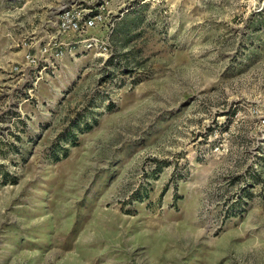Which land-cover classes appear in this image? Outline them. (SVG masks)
Wrapping results in <instances>:
<instances>
[{
	"label": "rangeland",
	"instance_id": "1",
	"mask_svg": "<svg viewBox=\"0 0 264 264\" xmlns=\"http://www.w3.org/2000/svg\"><path fill=\"white\" fill-rule=\"evenodd\" d=\"M0 264H264V0H0Z\"/></svg>",
	"mask_w": 264,
	"mask_h": 264
},
{
	"label": "built area",
	"instance_id": "2",
	"mask_svg": "<svg viewBox=\"0 0 264 264\" xmlns=\"http://www.w3.org/2000/svg\"><path fill=\"white\" fill-rule=\"evenodd\" d=\"M99 18V13L96 15L83 14L77 17L69 15L65 18H62L61 27L72 31L79 36H83L86 32H88L89 29L95 26ZM82 42L84 43L86 49H91L95 47H99L100 51H105L107 49L102 42L98 45L97 40L92 38L83 39Z\"/></svg>",
	"mask_w": 264,
	"mask_h": 264
}]
</instances>
